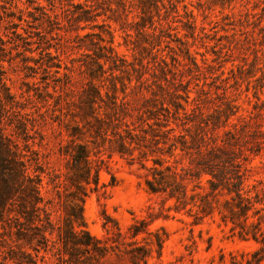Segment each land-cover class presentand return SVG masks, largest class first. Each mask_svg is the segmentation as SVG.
I'll list each match as a JSON object with an SVG mask.
<instances>
[{
  "label": "rangeland",
  "instance_id": "374dc122",
  "mask_svg": "<svg viewBox=\"0 0 264 264\" xmlns=\"http://www.w3.org/2000/svg\"><path fill=\"white\" fill-rule=\"evenodd\" d=\"M49 2L51 0H0V97L2 101H5V93L11 97L5 101L4 123L12 140L21 147L27 143L30 150L39 152L44 167L41 173L44 195L55 196L52 184L47 183L49 176L56 175L55 180L61 182L58 189L64 190L63 174L67 171L68 156L59 149L69 140L67 131L71 126L95 122L89 116L94 109L102 119L108 138L99 146L103 162L98 188L89 191L83 202V218L89 232L109 245L117 243L114 239L119 243L136 239L148 245L151 252L147 264H245L244 259L263 244L239 237L216 213L194 222L193 216L185 210L169 209L173 200L166 199L162 193L150 192L145 179L150 177L148 168L153 166V158L160 157L164 165L170 164L178 171L190 167L188 156L179 149L174 156L163 152L166 145L162 142L165 136L162 123L166 119L174 128L170 134L187 138L188 133H194V125L203 120H209L206 129L211 131L212 120L216 118L217 122L213 123L219 126L210 132L212 135L222 136L224 130L236 124V128L245 126L247 133L258 137L256 140L264 139V0H176L178 13L161 20L163 29L170 35L162 37L159 43L156 37H149L155 46L144 42L134 28L126 35L119 23L101 15L97 21L106 25L87 26L78 31L79 36L94 31L107 40L109 34L105 31H110L111 46L126 62H122L125 67L110 70V75L106 73L93 80L87 66L94 56L95 45L90 42L97 41V37L79 40L75 36L77 32L70 30L59 13L62 4L64 8L68 6L67 1L61 0L53 7ZM164 2L166 4V0ZM39 6L52 18L58 14L53 27L47 23L39 25L34 19L39 18ZM152 13H155L153 7ZM159 13L162 17L161 6ZM117 63L121 64V60ZM124 69L126 71H122ZM129 77L134 87H128L124 96L120 83L128 85ZM136 78L143 81L142 85ZM92 81L99 87L101 99H95L89 110L87 99ZM114 82L120 104L115 110L110 103ZM172 93L179 94L177 100L185 105V114L180 111L176 116L175 108L166 104L173 99ZM186 97L187 103L183 100ZM162 99L168 111L160 108ZM231 111L234 114L230 115L228 124H222ZM110 118L111 122L118 123L121 133L127 125L136 134L133 160L127 155L110 153ZM19 121L26 125L25 133L16 127ZM201 125L204 128L203 122ZM90 132L93 134V130ZM86 134L85 139H90ZM253 137L244 138L248 142L241 145L239 142L236 147L252 158L249 181L264 180V148L257 154L250 152L249 147L256 148ZM30 150H24L29 170L34 167ZM140 151L145 152V158L139 157ZM143 162L146 167L141 165ZM141 219L145 221L144 230L132 238L128 227ZM117 227L121 232L119 237ZM163 230L166 239L158 253L151 241L154 233ZM1 232L0 225V264H14L3 260L7 244ZM10 244L17 249L18 245ZM233 257L238 262H234ZM36 263L64 264L52 252L43 249L37 253ZM99 264L127 262L112 252Z\"/></svg>",
  "mask_w": 264,
  "mask_h": 264
},
{
  "label": "trees",
  "instance_id": "16d2710c",
  "mask_svg": "<svg viewBox=\"0 0 264 264\" xmlns=\"http://www.w3.org/2000/svg\"><path fill=\"white\" fill-rule=\"evenodd\" d=\"M60 1L51 0L49 4L53 7ZM65 1L68 6L64 8L62 4L59 13L65 18L70 30L77 32L75 36L79 40L81 37L96 36L99 42L94 40L90 42V45H95L92 50L94 56L91 57L87 66L91 80L105 76L106 73L110 75V70L120 69V66L125 67L122 62L126 61L120 58L111 46L113 36H110V31H105L109 34L106 40L100 32L94 31L85 32L83 36H79V30L87 26L98 28L106 25L103 21L101 24L97 21L101 15H105L108 20L119 23L126 35H129L128 30L134 28L136 34L142 37L144 42L155 46L156 44L150 41L149 37H156L159 43L162 37L169 36L170 33L166 32L167 29H163L161 20H167L173 13H178L176 0H166V4L164 0ZM159 6L163 9L162 17L159 13ZM37 10H39V18H33L40 22L39 25L47 23V26L53 27L58 14L55 13L52 18L43 6L37 7ZM154 17H157L156 21ZM189 25L191 23H187V26ZM167 27L169 28L170 25L168 24ZM120 60L121 64H118L117 61ZM1 74L0 82H2ZM127 80L128 85L121 81L119 87L124 96L128 87L131 89L134 87L130 85L131 77ZM136 82L142 85L143 81L136 78ZM89 87L91 93L87 99V108L91 110L95 99H101V91L93 81L89 83ZM117 89L116 83H112L110 103L113 110L120 105L117 103ZM171 96L173 99L167 101L166 104L175 108L176 116L180 111L185 114V105L177 100L179 94L172 93ZM3 98L7 102L11 97L5 93ZM183 100L186 103L188 101L187 97ZM5 101H2L0 97V225L1 235L7 244L2 255L3 260H11L14 264H37V253L43 249L52 252L56 259L64 264H99L101 259L108 254L111 255L112 252L117 258H124L127 264H147L151 252L148 245L141 244L136 239L122 243L114 239L113 242L117 243L109 245L92 235L85 226L83 202L89 191L98 188L99 169L103 162L99 156L101 152L99 146L108 138L102 128V119L94 112V109L89 115L94 118V123L85 121L82 126L76 124L67 131L69 140L59 149L68 156L67 171L63 174L64 182L62 183L65 188L61 192L58 189L61 182L55 180L57 176H49L47 183L52 184L55 196H46L42 191L41 173L44 172V167L39 152L35 149L30 150L31 147L27 143L21 147L7 134L4 123L5 111H7ZM160 108L168 111L163 99ZM232 114H234L233 111L225 115L222 124H228V119ZM155 118L159 119V117ZM111 119V135L108 139L110 140V153L127 155L133 160V152L137 148L133 145V142L137 144L134 141L136 134L127 125L121 133L117 126L118 123L111 122ZM214 120L216 118L212 121ZM202 122L204 128L201 125ZM213 122L210 127L211 131L219 126ZM235 125L231 124V128L224 130L222 136L212 135L211 131L207 130L209 120H203L200 124L194 125V133H188L189 138H187L186 135L170 134L174 128L169 126L166 119L162 123L164 127L162 133L165 135L162 142L166 145L163 152L174 156L175 150L179 149L188 156L190 167L181 168L178 171L170 164L164 165L160 157L153 158V166L148 168L151 170L150 177L145 179V185L150 192L162 193L166 199L173 200L172 206L168 208L176 212L185 210L188 215L193 216L194 222H199L216 213L219 215V220L224 224H230V230L236 232L239 237L251 238L263 244L261 248L253 250L250 257L244 259L245 264H262L264 257V180L259 178L249 181L253 171V165L250 164L252 158L236 146L239 142V145L241 142H248L247 137H253L254 134L247 133L245 126L241 125L236 128ZM16 127L26 132V125L21 121ZM90 130H93V134ZM86 133L94 138L85 139L87 138ZM98 138L101 140L97 141ZM256 138L258 137H253L256 148H248L254 154L264 148V139L256 140ZM24 150H30L33 154L31 158L34 167L31 170H29V159ZM144 154L145 152L140 151L139 157L145 158L146 154ZM141 165L146 167L144 162ZM190 183H193L191 187H189ZM58 211L61 212L57 213ZM144 227L143 219L135 221L128 227L130 236L135 238L144 230ZM117 230L119 237L121 232L118 227ZM153 236L151 243L156 245L159 253L166 239V232L164 230L161 233L156 232ZM10 242L18 245L17 249H14ZM233 260L238 262L234 257Z\"/></svg>",
  "mask_w": 264,
  "mask_h": 264
}]
</instances>
